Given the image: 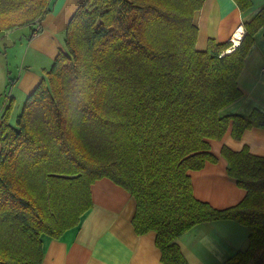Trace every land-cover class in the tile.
I'll use <instances>...</instances> for the list:
<instances>
[{"label":"trees","instance_id":"1","mask_svg":"<svg viewBox=\"0 0 264 264\" xmlns=\"http://www.w3.org/2000/svg\"><path fill=\"white\" fill-rule=\"evenodd\" d=\"M204 1L79 2L62 49L20 113L13 98L4 101L0 264H41V237L77 227L93 206L92 184L104 178L132 196L134 230L155 232L162 264H188L177 239L217 220L248 230L246 248L226 264H264V155L221 148L227 176L246 191L222 210L194 197L189 175L217 162L209 141L229 127L234 139L264 130L258 109L220 114L242 96L238 79L264 28V7L244 23L236 47L210 39L198 50L194 14ZM234 1L241 12L252 7ZM54 2L0 0V32L29 28L32 37Z\"/></svg>","mask_w":264,"mask_h":264},{"label":"crops","instance_id":"2","mask_svg":"<svg viewBox=\"0 0 264 264\" xmlns=\"http://www.w3.org/2000/svg\"><path fill=\"white\" fill-rule=\"evenodd\" d=\"M80 1L55 0L51 11L40 22L42 30L32 37H25L23 48L31 56L26 59L22 52L19 57L18 65L22 66L20 79L16 82L19 93L29 92L41 80L44 70L51 66L62 49L65 29ZM251 1L252 7L241 12L234 0H205L194 14L198 30L196 48H206L210 39L217 43L229 42L239 28L244 32V23L264 7V0ZM263 33L264 28L255 34L254 44L239 76L242 96L220 111L222 116H248L253 109L264 112ZM16 65L14 62L10 73L14 72ZM32 68H41V75L37 74L36 79ZM7 98L16 100L11 96ZM230 131L231 127L221 140L209 141L210 151L217 157L216 163L206 162L201 170L189 171L194 197L218 210L238 204L246 194L227 176V162L220 155L221 148L226 146L238 152L247 147L252 155H264L263 129L246 130L240 139L232 138ZM91 197L93 206L82 215L77 227L58 239L47 235L41 237V264H162L155 232L137 235L134 230L135 201L129 193L104 178L92 184ZM176 243L188 264H226L246 248L248 230L231 220L204 222L184 233Z\"/></svg>","mask_w":264,"mask_h":264},{"label":"rangeland","instance_id":"3","mask_svg":"<svg viewBox=\"0 0 264 264\" xmlns=\"http://www.w3.org/2000/svg\"><path fill=\"white\" fill-rule=\"evenodd\" d=\"M28 33H29V28H16V29H13L11 32H0V109L3 107L4 99L7 100L8 96L14 97L16 98L15 111H17V115L20 113L23 107V104L25 100L27 99L28 95L35 89L36 85L40 81L39 80L36 83V85L33 88H31V90H29V92H23V93L18 92L19 84H16V82L19 81L20 79L19 69H21L22 67V66L19 67L18 65L19 57L22 54V52H24L25 57L27 56L26 59H28L31 56L30 53L27 54V49L23 48L24 44H26L24 41L26 40L25 37H27ZM244 34H245V31L243 32V36ZM234 35L235 34L232 35L230 42L232 43V46L236 47V45H234V42H233ZM200 48H203V47H200ZM204 49H198V50H204ZM14 62L17 63L16 69L14 70L13 73H8V71H12L11 66L14 65ZM26 66H28V64H26ZM30 70L32 71V75L35 77V79H36L37 74L41 75V68H32ZM14 78H16V81L12 83L11 80ZM6 93H7V96H5ZM14 115H15V112L12 110L10 117ZM16 117H14L13 119L10 118L12 125H15Z\"/></svg>","mask_w":264,"mask_h":264},{"label":"bare ground","instance_id":"4","mask_svg":"<svg viewBox=\"0 0 264 264\" xmlns=\"http://www.w3.org/2000/svg\"><path fill=\"white\" fill-rule=\"evenodd\" d=\"M242 37H243V29L239 28V30H237V32L233 36L234 45H238ZM230 52L231 50L227 51V53H230Z\"/></svg>","mask_w":264,"mask_h":264},{"label":"built area","instance_id":"5","mask_svg":"<svg viewBox=\"0 0 264 264\" xmlns=\"http://www.w3.org/2000/svg\"><path fill=\"white\" fill-rule=\"evenodd\" d=\"M42 30V27H41V24L37 26V30H36V33H39L40 31ZM35 33V34H36ZM237 46V45H236ZM232 47H235V46H232Z\"/></svg>","mask_w":264,"mask_h":264}]
</instances>
